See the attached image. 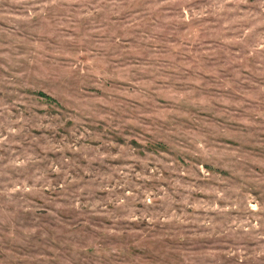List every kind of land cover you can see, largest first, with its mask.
<instances>
[{
    "label": "rangeland",
    "instance_id": "374dc122",
    "mask_svg": "<svg viewBox=\"0 0 264 264\" xmlns=\"http://www.w3.org/2000/svg\"><path fill=\"white\" fill-rule=\"evenodd\" d=\"M0 264H264V0H0Z\"/></svg>",
    "mask_w": 264,
    "mask_h": 264
}]
</instances>
